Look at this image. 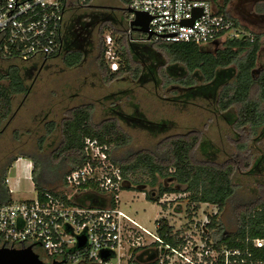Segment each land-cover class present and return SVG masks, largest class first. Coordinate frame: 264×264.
Returning a JSON list of instances; mask_svg holds the SVG:
<instances>
[{
	"label": "rangeland",
	"instance_id": "obj_1",
	"mask_svg": "<svg viewBox=\"0 0 264 264\" xmlns=\"http://www.w3.org/2000/svg\"><path fill=\"white\" fill-rule=\"evenodd\" d=\"M113 2L114 0H96L95 3L98 6H106ZM90 22L91 20L85 23ZM128 22L127 13L124 11L114 14L103 11V13L95 14L90 29L84 35L77 32L74 36L71 32L67 36L68 44L74 51L82 52L85 57L83 62L75 67H68L65 59L61 57L48 61L37 59L28 63L12 62L13 65L23 69L29 92L26 95L14 97L10 120L0 127V200L23 202L33 201L37 197L32 180L33 162L27 157L34 156L39 162L37 177L44 187L49 188L54 183L59 171L54 154L62 141L61 125L73 109L93 104L95 107L93 123L95 124L115 116L112 113L115 107L126 115H135L137 110L150 122L168 124L169 130L166 133L153 134L121 121V126L132 137V142L129 146L117 151L109 147L112 157H125L138 151H149L167 136L184 135L195 131L200 134L203 141L196 153L197 159L211 160L218 165L233 159L243 164L245 159L253 165L252 170L251 168L242 169L235 174L236 198L229 202L224 211H220L214 205L200 204L198 211L192 212L197 203L191 201L190 193L182 192L168 194L172 202L168 210L170 215L167 216V210L161 202L147 199L153 187L147 185L146 179L138 178L141 181H138L140 184L128 186L135 189L134 191H121L120 209L147 231L155 234L157 222L164 217H169L168 222L172 223L174 230L181 229L185 233L184 236L191 240L194 237L200 247L204 242L214 246L212 232L202 234L201 231L203 226L209 223L210 218L218 213V221L225 227L224 233L231 235L237 230L236 202L252 201L262 195L264 129L257 132L247 128L239 130L231 122L235 120V112L228 114L219 112L212 100L183 99L185 90L177 84H167L163 78L161 73L167 72L169 62L165 53L158 50L157 44L160 43L153 40L152 43L157 44H144L161 57L158 56L159 60L152 63L159 66L156 74L157 83L154 81L140 83L130 74H126L106 84L99 66L101 40L104 42L105 36L111 35L114 38L115 49L119 50V41L125 37L126 40L123 42L127 44L129 38V34L126 33ZM100 31L103 32L101 37ZM133 36L132 39L137 42L138 32H134ZM217 45L218 50L225 44ZM142 66L146 68V72L155 75L150 63H144ZM262 67H264V51L258 68ZM50 123H54L56 127L52 134L47 133ZM41 139L44 141L41 142ZM14 157L21 159L13 162ZM6 169L9 170L6 171ZM5 178L8 180L7 184H5ZM159 182L165 181L159 180ZM166 184L169 187H178L175 182L168 181ZM61 186H52L50 190L59 192ZM144 187H146L144 192L139 191ZM179 188L182 191L186 189L184 186ZM178 211L179 214H176ZM38 252L44 259L43 250L38 248Z\"/></svg>",
	"mask_w": 264,
	"mask_h": 264
},
{
	"label": "trees",
	"instance_id": "obj_2",
	"mask_svg": "<svg viewBox=\"0 0 264 264\" xmlns=\"http://www.w3.org/2000/svg\"><path fill=\"white\" fill-rule=\"evenodd\" d=\"M92 1L85 0L83 5L80 4L82 0L78 2L80 6L88 7ZM123 1L128 4L127 0ZM99 13L103 12H94L90 15L91 22L95 18V14ZM128 17L129 15H127V19ZM85 22L78 19L73 29L69 30L64 38L65 50L62 54L68 67L81 64L85 58L82 52L74 51L68 44L67 37L71 32H73L71 35L74 36L77 35V32L84 35L91 27V22ZM133 34L134 32H132ZM102 35L103 32L100 31V37ZM253 37L255 39L253 42L229 41L222 49L218 50L215 43L206 46L148 43L159 45L158 50L165 53L169 67L166 68L167 72L161 74L167 84H177L185 90L183 99L212 100L219 112L225 114L235 112V120H231V122L237 129L247 128L257 132L264 129V67L258 68L264 50V41L262 36L253 35ZM124 40H126L125 37L119 41L118 52L121 59L120 69L117 72H111L105 63V44L101 40L99 66L105 83L110 84L126 74H130L140 83L145 84L152 81L157 83L156 74L159 66L152 63L158 61L157 57L160 55L155 52V57L153 50L144 43L127 41L126 44L123 42ZM144 63H150L155 75L146 72V68L142 66ZM28 92L29 87L19 66L0 67V127L10 120L14 97L26 95ZM94 109L93 104L83 105L69 112L63 121L61 125L62 141L54 154L59 170L57 171L58 177L50 187L62 185V189L66 176L84 164L83 148L87 138L95 139L114 151L129 146L132 137L121 126V121L153 134L166 133L169 130L168 124L150 122L137 110H135L137 113L135 115H126L117 107L112 109L115 116L100 124H95L93 123ZM48 126L47 133L52 134L56 127L54 123H50ZM43 141L41 139V142ZM202 142L200 134L195 131L184 135H170L163 138L152 150L138 151L125 157L111 156V160L121 169L122 176L126 181L124 190L134 191L135 189L128 186L140 184L141 181L138 178L146 179L147 185L153 187V192L157 188L154 197L147 195V199L150 201L159 202L166 194L185 192L190 193L191 201L197 203L192 212L198 211L200 204L214 205L220 211H224L229 202L236 198L235 174L242 169L251 168L253 165L245 159L243 164L233 159L219 165L211 160H199L196 153ZM27 158L33 162L32 180L37 194L42 196L46 193H57L58 191L50 190V187H44L38 180L39 162L34 156ZM17 159L14 157L13 162ZM8 170L6 169V171ZM133 178L134 180H132ZM159 180L165 182L160 183ZM168 181L177 183L178 187H169L166 184ZM179 186H184L186 189L182 191ZM9 202L12 201L10 199L0 200V204ZM110 202L109 197L93 192L84 194L80 200L81 205L92 207H105ZM165 208L169 210L167 205ZM176 214H179V211ZM218 219L217 213L210 218L204 229L205 232H212L211 238L215 243V248L224 247L228 250H239L243 254L251 255L243 257L247 259V264H264V248L258 249L253 245L254 240L264 239V190L262 195L255 200L236 202L237 230L235 233L231 235L224 233L225 227ZM160 223L159 235L166 241L172 242L173 227L166 219L161 220Z\"/></svg>",
	"mask_w": 264,
	"mask_h": 264
},
{
	"label": "built area",
	"instance_id": "obj_3",
	"mask_svg": "<svg viewBox=\"0 0 264 264\" xmlns=\"http://www.w3.org/2000/svg\"><path fill=\"white\" fill-rule=\"evenodd\" d=\"M70 0H0V61L28 63L50 60L62 53V26ZM129 20L135 12L151 17V41L157 43L219 45L229 41L253 42V35L227 14L216 12L206 0H127ZM201 14L192 25L188 24ZM105 63L111 72L120 69L114 38L104 39ZM85 162L72 170L57 193L37 195L33 201L0 204V250L32 249L44 252L45 264H247L239 250L200 245L173 230L172 242L144 229L120 209L126 181L111 160L109 146L95 139L84 141ZM109 197L105 207L81 205L86 193ZM159 202H172L168 194ZM170 215L167 210V216ZM170 221V220H169ZM173 227L172 223H169ZM203 226V229H205ZM174 229V228H173ZM183 232V233H182ZM195 240V241H194ZM203 241V239L201 238ZM264 248V239L253 241ZM263 264V263H257Z\"/></svg>",
	"mask_w": 264,
	"mask_h": 264
},
{
	"label": "crops",
	"instance_id": "obj_4",
	"mask_svg": "<svg viewBox=\"0 0 264 264\" xmlns=\"http://www.w3.org/2000/svg\"><path fill=\"white\" fill-rule=\"evenodd\" d=\"M79 0H70L67 4L66 10H65V16L62 26V53L64 54L65 50V44H64V38L68 33V30L70 28L73 29V26L75 25L76 21L78 19L82 20V22L89 21L91 18V14L94 12H103L108 11L111 13H118L121 11H124L127 13L128 4L124 3L123 0H114V2L111 5L106 6H98L95 2L96 0H93L90 6L83 7L79 5ZM211 3L213 9L216 12L224 13L232 18H234L241 27L246 30L251 35L255 36H262V40L264 41V0H206ZM85 0H82L80 4L83 5ZM90 13V14H89ZM89 16H85V15ZM128 25H126V33L129 34L128 41L134 42L132 37V32L129 27V17H128ZM129 31V32H128ZM140 35V37H139ZM132 36V37H131ZM143 36L144 38H142ZM137 43H148V41L145 40L146 36L138 33ZM131 39V40H130ZM141 39V40H140ZM140 41V42H139ZM152 42V41H150ZM264 51V50H263ZM61 53V54H62ZM63 54L59 57L63 58ZM57 58V57H56ZM48 61V60H44ZM13 61H0V67H6L13 65ZM23 70V69H22ZM22 74H24L22 72ZM21 158H18L17 160H20ZM33 171V166H32ZM8 183L7 178H5V184ZM11 193V191H9Z\"/></svg>",
	"mask_w": 264,
	"mask_h": 264
},
{
	"label": "water",
	"instance_id": "obj_5",
	"mask_svg": "<svg viewBox=\"0 0 264 264\" xmlns=\"http://www.w3.org/2000/svg\"><path fill=\"white\" fill-rule=\"evenodd\" d=\"M128 13H133L132 10L127 9ZM135 18L133 21H130L129 27L131 31L138 32L142 35H145V40L151 41V33L149 32V23L151 17L146 13L135 12ZM201 14L200 10L196 11L195 17L188 24L192 25L197 17ZM216 47L218 45L216 44ZM146 187L140 188L139 191L144 192ZM152 194L149 193V195ZM0 264H45L40 256L32 249V247L25 249H1L0 250ZM53 264H60L59 262H54Z\"/></svg>",
	"mask_w": 264,
	"mask_h": 264
},
{
	"label": "flooded vegetation",
	"instance_id": "obj_6",
	"mask_svg": "<svg viewBox=\"0 0 264 264\" xmlns=\"http://www.w3.org/2000/svg\"><path fill=\"white\" fill-rule=\"evenodd\" d=\"M156 193H157V191H155V192L152 191V194H151V195L154 197ZM81 198H83V197H79L78 200L80 201ZM202 229H203V228H202ZM204 232H205V230L203 229L202 234H204ZM201 238H202V237H201ZM60 264H68V263L64 262V263H60Z\"/></svg>",
	"mask_w": 264,
	"mask_h": 264
}]
</instances>
